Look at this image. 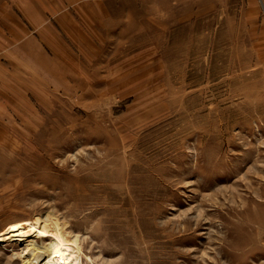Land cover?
I'll return each instance as SVG.
<instances>
[{
  "label": "rangeland",
  "instance_id": "obj_1",
  "mask_svg": "<svg viewBox=\"0 0 264 264\" xmlns=\"http://www.w3.org/2000/svg\"><path fill=\"white\" fill-rule=\"evenodd\" d=\"M264 264L259 0H0V264Z\"/></svg>",
  "mask_w": 264,
  "mask_h": 264
},
{
  "label": "bare ground",
  "instance_id": "obj_2",
  "mask_svg": "<svg viewBox=\"0 0 264 264\" xmlns=\"http://www.w3.org/2000/svg\"><path fill=\"white\" fill-rule=\"evenodd\" d=\"M21 242V264H64L62 250L51 242L40 244L35 241L28 245L27 235L22 237Z\"/></svg>",
  "mask_w": 264,
  "mask_h": 264
},
{
  "label": "crops",
  "instance_id": "obj_3",
  "mask_svg": "<svg viewBox=\"0 0 264 264\" xmlns=\"http://www.w3.org/2000/svg\"><path fill=\"white\" fill-rule=\"evenodd\" d=\"M240 1V0H239ZM246 4H253L254 0H243ZM264 9V0H259Z\"/></svg>",
  "mask_w": 264,
  "mask_h": 264
}]
</instances>
